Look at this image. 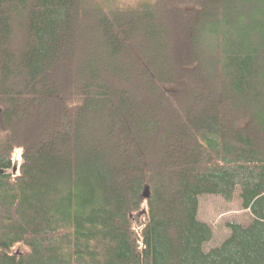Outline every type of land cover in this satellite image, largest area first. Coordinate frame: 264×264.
Returning a JSON list of instances; mask_svg holds the SVG:
<instances>
[{
  "label": "trees",
  "instance_id": "16d2710c",
  "mask_svg": "<svg viewBox=\"0 0 264 264\" xmlns=\"http://www.w3.org/2000/svg\"><path fill=\"white\" fill-rule=\"evenodd\" d=\"M0 264H264V0H0Z\"/></svg>",
  "mask_w": 264,
  "mask_h": 264
},
{
  "label": "rangeland",
  "instance_id": "374dc122",
  "mask_svg": "<svg viewBox=\"0 0 264 264\" xmlns=\"http://www.w3.org/2000/svg\"><path fill=\"white\" fill-rule=\"evenodd\" d=\"M199 219L209 224L214 230V239L208 243L205 249L208 251L220 243L229 235L227 227L229 223H248L250 212L244 210L237 193L234 201L226 203L218 196H202L200 198Z\"/></svg>",
  "mask_w": 264,
  "mask_h": 264
},
{
  "label": "water",
  "instance_id": "95a60500",
  "mask_svg": "<svg viewBox=\"0 0 264 264\" xmlns=\"http://www.w3.org/2000/svg\"><path fill=\"white\" fill-rule=\"evenodd\" d=\"M17 171V167H15V172ZM145 198L148 199L149 198V195L148 193L145 195Z\"/></svg>",
  "mask_w": 264,
  "mask_h": 264
}]
</instances>
